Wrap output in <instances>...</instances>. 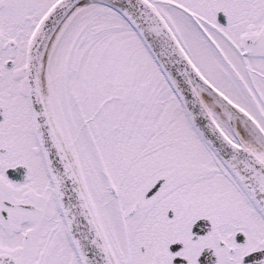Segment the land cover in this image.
<instances>
[{
	"label": "snow or ice",
	"instance_id": "1",
	"mask_svg": "<svg viewBox=\"0 0 264 264\" xmlns=\"http://www.w3.org/2000/svg\"><path fill=\"white\" fill-rule=\"evenodd\" d=\"M0 264H264V0H0Z\"/></svg>",
	"mask_w": 264,
	"mask_h": 264
}]
</instances>
